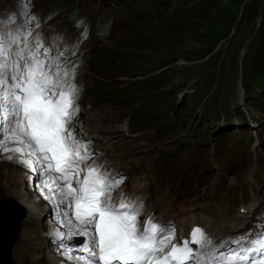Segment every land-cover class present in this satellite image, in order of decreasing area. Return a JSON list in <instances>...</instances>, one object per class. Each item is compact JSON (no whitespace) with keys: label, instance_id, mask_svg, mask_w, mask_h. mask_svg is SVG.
<instances>
[{"label":"snow or ice","instance_id":"snow-or-ice-1","mask_svg":"<svg viewBox=\"0 0 264 264\" xmlns=\"http://www.w3.org/2000/svg\"><path fill=\"white\" fill-rule=\"evenodd\" d=\"M22 14L15 29L0 30V155L25 167L51 205V242L64 262L264 264V230L217 242L196 227L176 242L173 224L152 216L141 222L143 202L124 194L125 178L98 163L90 142L76 134L77 65L62 59L63 51L53 55L29 26L39 23L27 0ZM87 35L85 27L73 47Z\"/></svg>","mask_w":264,"mask_h":264},{"label":"rangeland","instance_id":"rangeland-1","mask_svg":"<svg viewBox=\"0 0 264 264\" xmlns=\"http://www.w3.org/2000/svg\"><path fill=\"white\" fill-rule=\"evenodd\" d=\"M59 1L62 0H27L30 16L42 17L38 20L42 22L39 30L42 27L45 30L55 22L61 23L58 25L68 24L67 16L71 9H56ZM99 1L92 10L89 8L90 0L79 3L84 18H89L91 11L92 15L99 17L92 24L95 33L99 34L104 22L109 23L107 32L99 35V41L91 40L86 47L104 51L100 60L112 61L113 66L101 68L98 76L120 84L118 87L123 88V96L127 99L123 106L128 102L140 103L143 113H139L143 121H154L159 125L163 116L170 115L169 111L175 114L180 111L181 105H176L179 97H182L181 102H191L190 105L211 106L215 103L220 114L226 107H237L238 102L243 101L241 107L253 113L254 122H263L264 125V60H260L264 56V0ZM107 2L130 5L124 9L115 7L106 10ZM33 3L37 6L32 7ZM24 4L25 0H0V9L6 12L7 8L16 6L17 13H20ZM15 20L9 25L12 29L18 21ZM3 21L2 24L6 25V19ZM258 65H261L262 73L256 84L252 72ZM93 66L83 67L81 71L88 75ZM242 71L245 73L243 77ZM197 91H201V97L193 98ZM246 104H249L248 108ZM125 110L118 108L116 117ZM196 120L193 115H186L180 122L181 130H185L190 123H196ZM204 122L213 121L207 116ZM196 124L197 128L202 125L199 122ZM203 131L207 136H223L230 132L207 129V126ZM204 137L202 135L201 139ZM189 158L191 156L182 159V162ZM258 174H261L259 170ZM1 199L9 198L0 194ZM22 224L23 220L18 239L22 236ZM41 228L44 229L43 226ZM38 238L40 240L42 236ZM44 250L42 244H36L31 256L23 260L14 252L11 259L16 264H29L31 260L47 256ZM4 262L0 256V264Z\"/></svg>","mask_w":264,"mask_h":264},{"label":"bare ground","instance_id":"bare-ground-1","mask_svg":"<svg viewBox=\"0 0 264 264\" xmlns=\"http://www.w3.org/2000/svg\"><path fill=\"white\" fill-rule=\"evenodd\" d=\"M36 6L37 4H32V7ZM7 9L6 12L0 9V26H5L2 23L4 22L3 20L6 19L5 24L8 25L9 30H11L9 25H11L12 20L16 19L18 20H15L16 22H23L21 20L23 12L17 13L16 6ZM16 14H18V17H16ZM41 18H38V20ZM69 22L72 23L71 21ZM15 28L16 26L13 29ZM29 175H31V173L25 167L16 163L15 160L9 162L6 156L0 155V194H4L9 199L13 200L19 208L23 210L25 216L18 248L13 249L11 254L13 255L15 252V256L19 254L24 260V258L32 255L36 244H42L43 249H45L44 252L46 251L47 253V262L45 264H66L63 256L58 254L56 245L51 242L50 234L55 225V216L52 207L41 195L40 189L34 186L35 181H30L28 179ZM237 179L238 178H233L232 181L237 183ZM138 180L142 179H136L137 185H133L130 189V191H134L136 194L137 191H140L138 185L143 184ZM28 204L33 205L31 206ZM37 216H40L38 220L36 219ZM25 225H29V227H25ZM42 226L44 229L41 228ZM39 235L42 236L40 240H38ZM42 259H44V256ZM11 262H14L13 259H11ZM41 263L39 262V264ZM29 264H35V260H31Z\"/></svg>","mask_w":264,"mask_h":264},{"label":"water","instance_id":"water-1","mask_svg":"<svg viewBox=\"0 0 264 264\" xmlns=\"http://www.w3.org/2000/svg\"><path fill=\"white\" fill-rule=\"evenodd\" d=\"M23 216V210L13 200H0V256L5 260L3 264H15L10 261V253L18 240Z\"/></svg>","mask_w":264,"mask_h":264},{"label":"trees","instance_id":"trees-1","mask_svg":"<svg viewBox=\"0 0 264 264\" xmlns=\"http://www.w3.org/2000/svg\"><path fill=\"white\" fill-rule=\"evenodd\" d=\"M260 60H261V62H263V60H264V56H263ZM242 73H243V76H245L244 71H242ZM261 73H262L261 65H258V67H257L256 69H253L252 74H255V75H253L252 79L255 80L256 84H257V80H259V78H260V76H261ZM197 93H198V92H197ZM195 96H197V94H196Z\"/></svg>","mask_w":264,"mask_h":264}]
</instances>
